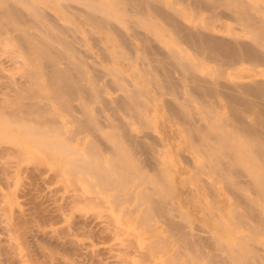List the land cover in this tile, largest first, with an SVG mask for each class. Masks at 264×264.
Listing matches in <instances>:
<instances>
[{"label":"bare ground","instance_id":"1","mask_svg":"<svg viewBox=\"0 0 264 264\" xmlns=\"http://www.w3.org/2000/svg\"><path fill=\"white\" fill-rule=\"evenodd\" d=\"M85 26L98 29L90 31L99 32L95 43L100 57H111L108 63L89 60L82 51L87 45L79 32ZM133 33L140 45L132 42ZM0 58L13 68L0 84V158L11 154L19 163L46 156L53 178L75 188L70 202L90 203L103 230L128 236L121 245L138 241L143 254L156 255L172 243L175 250L161 262L155 257L157 264L176 263L181 254L184 264H264V0H0ZM109 85L119 91L108 93ZM161 102L169 118L158 113L178 135L177 147L195 155L190 170L181 167L183 181L178 179L194 194L199 205L191 202L192 209L201 207L209 234L187 227L191 218L199 220L182 205L174 214L172 198L179 194L169 197L175 175L169 149L149 136L158 126L152 105ZM2 163L4 180L11 163ZM219 191L228 197L223 214H216ZM2 199L0 190V254L13 264L21 261L12 243L14 227L31 220L18 208L8 215L13 198L7 205ZM159 217L164 232L142 238L137 230L148 233Z\"/></svg>","mask_w":264,"mask_h":264},{"label":"rangeland","instance_id":"2","mask_svg":"<svg viewBox=\"0 0 264 264\" xmlns=\"http://www.w3.org/2000/svg\"><path fill=\"white\" fill-rule=\"evenodd\" d=\"M51 9L52 8H50V9H48L49 10V12L51 11ZM74 9V8H73ZM73 9H70V11H72ZM52 11H54L53 9H52ZM50 12V13H53V12ZM67 11H69V10H67ZM59 12V11H58ZM69 14H70V12H68ZM55 14V16L56 17H58V16H60V17H58V19L59 20H63V17L61 16V14L60 13H57V12H54L53 13V15ZM57 14V15H56ZM71 15V14H70ZM157 18V20L159 21V22H161V23H163V21H161V19L160 18H158V17H156ZM69 22H72V21H69ZM68 22V23H69ZM73 23V22H72ZM70 24V23H69ZM86 25V24H85ZM82 26V25H81ZM83 26H84V24H83ZM87 26H89V25H87ZM87 26H85L84 27V30H85V28H87ZM236 26V25H235ZM137 28V30H141V31H143L144 30V28H142V26L140 27L139 25L136 27ZM140 28H142V29H140ZM89 29V30H88ZM90 29L91 28H87V30H83V31H81V32H79V33H81V36L83 37V35L85 36V38L84 39H88L87 40V42H86V40H85V44L87 45V48L85 47V45H83V48L81 47V49H82V51H85V53H86V57H87V59H91L92 58V60H94V61H98L99 63H101V61H102V59L103 58H105V59H107V60H103L102 61V63L104 62V63H108L109 62V58H111V57H105L104 55L103 56H101L100 57V55H102L103 53H101V51H100V49H99V46H97V45H99V44H97V43H95V41L98 39V35H99V32L97 33L98 35H96V33H94L95 31H90ZM91 30H96V29H94V28H92ZM96 31H98V29L96 30ZM87 32V33H86ZM88 32H89V34H88ZM84 33V34H83ZM86 33V34H85ZM91 34H94V36L95 37H97V38H95L93 35H91ZM92 36V37H91ZM132 36L133 37H136L135 35H134V33H133V35H130V37L132 38ZM129 37V39L131 40V38ZM92 38V39H91ZM92 40V41H91ZM134 41V42H133ZM136 41V42H135ZM89 42H90V44H89ZM132 42L134 43V45L136 46V44L137 45H140V44H138V43H140V41L137 39V37L135 38V39H133L132 38ZM156 42V41H155ZM88 43V44H87ZM136 43V44H135ZM157 43V42H156ZM94 46H93V45ZM97 44V45H96ZM158 44H160L159 42H158ZM79 46H81V45H78V47ZM90 46H92L93 47V49H92V51H89L88 50V48H91ZM84 47L86 48L85 50H84ZM80 48V47H79ZM136 48V47H135ZM97 49V50H96ZM137 49V48H136ZM90 52V53H88V51ZM99 50V51H98ZM91 52H93V53H91ZM96 52H97V54H98V52L99 53H101V54H98V56H97V54H96ZM90 54V55H89ZM96 54V55H95ZM92 55V56H91ZM94 55V56H93ZM89 57V58H88ZM101 58V59H100ZM1 59V58H0ZM17 59H19V58H17ZM96 59V60H95ZM101 60V61H100ZM107 61V62H106ZM11 63H9L8 61L7 62H4V61H0V65L2 66H0V84L2 85V82L3 81H5L6 79H7V77H9V75H10V73H11V71H12V66L10 65ZM119 65H120V63H119ZM119 65H117V66H119ZM125 65V66H124ZM148 66H150V63L148 64ZM119 67H121V68H123L124 67V70H127V69H125V68H127V65L126 64H124V63H122L121 64V66H119ZM3 70V71H2ZM14 71V70H13ZM1 85H0V88H1ZM146 87H144V88H147V85H145ZM110 85L108 86V87H106V88H108L107 89V91H108V93H112L113 92V94H115L117 91H119V90H115V88H113L112 86L110 87ZM111 89V90H110ZM112 91V90H114V91H112V92H110V91ZM115 92V93H114ZM166 96L167 95H165V98H166ZM152 106H154V110H155V113H156V115L158 116V126L157 127H154V128H152V130H151V128H150V133H149V136L150 137H152V138H157V140L158 141H163L165 144V146L167 147L168 146V149H169V153L167 154V148H164L165 146H162L161 147V149L165 152V151H167V152H165V154H167V155H169V156H167V158H168V162H169V164H170V166L173 168V170H174V176H173V178H172V180H173V182L174 183H172V180H171V183L173 184V188H174V192L171 194V196H169L170 198H172V195L174 196V195H177V193L179 194V196L177 195V196H174L172 199H173V207H174V209H173V211L175 212V210L177 211V214L176 213H174L176 216L178 215V211H179V209H178V206L180 207L181 205V207L182 208H184L187 212H189V213H192V215H191V217L192 216H195L194 217V219H196V217H197V220H199L198 222H196V220H193V218H191L190 220V222H189V224H188V226L187 227H189V229H190V224L191 225H193V226H191V228H194V226H196L195 227V229H193V231L194 232H196L197 234H201V235H206V234H209V230H210V224L207 222L206 223V221H204V218H202L203 216H202V214H201V212L202 211H200L201 210V207L199 206H195V208H193L192 209V207H193V203H191V202H195L194 203V205H199V204H197L196 203V201L194 200V201H192V197L193 198H195V196H194V194L193 193H191L190 192V190H188L185 186H187V187H189L188 186V184H186L185 182H184V184H185V186L183 185V180L181 179V177H180V175H181V172H180V170L182 169V168H186V169H191V167H189L190 165H189V163L191 162L192 163V161L195 159V155L192 153V152H188V153H185L186 151H184V150H182V149H180V148H178L177 146H178V140H176L177 139V137H178V135L176 134L175 135V133H174V137H173V132L171 133V130H167V124H168V118H169V114H167L166 112H168V110L166 109L165 110V107H166V105L164 104V103H159L158 104V106L157 105H152ZM151 106V107H152ZM155 106H157V107H155ZM159 107V108H158ZM158 108V109H157ZM162 108L165 110H162ZM158 110H160L161 111V113H164L163 115H165V114H167V116H168V118L167 117H165V116H160V114L158 113ZM162 115V114H161ZM159 117L161 118V120L159 119ZM2 123V127H5V122L3 123V122H1ZM153 132H155V133H153ZM156 136H155V135ZM160 135H162V136H160ZM154 136V137H153ZM164 136V137H163ZM168 138V140H167V138ZM161 140H160V139ZM176 138V139H175ZM174 139L177 141H174ZM148 140V139H147ZM170 141H171V143H170ZM175 142H176V144H175ZM174 145V146H173ZM175 146H176V148H175ZM173 147H174V149H173ZM179 149V150H178ZM177 152H176V151ZM181 151V152H180ZM179 152H180V154H181V156H179ZM177 153V154H176ZM185 153V154H184ZM36 154V153H35ZM187 154V155H186ZM190 154H192L193 155V157H192V155H190ZM37 155V154H36ZM143 154L142 153H140L139 154V156H140V158H142V157H144V155L142 156ZM178 155V156H177ZM4 157L3 158H0V165L1 164H3L2 162H4V161H6V163H7V161H9V163H11L10 164V166H9V169H11V170H9V175L10 176H7V178L6 179H4V180H1L0 179V190L3 192V194H4V199H2L3 200V205L5 204V205H7L8 203H9V201H10V199H12L13 201L10 203V205L8 204V211L6 212L8 215H9V213L11 212H13L14 211V208H15V210L17 209V211L18 212H22V213H24L25 214V216L26 217H28L30 220H31V223L29 224H27L26 225V223H24L23 225H20V226H18V227H14V231H13V238L14 239H12V243L13 244H15L14 246H15V251L17 252H15V254H16V257H17V259L19 260H21V261H19V262H15V263H13V264H116V263H118V264H120V262L122 263V264H127V263H129V264H142V263H144V264H152L153 262V264H157L156 262H157V258H159V259H161L160 260V262L162 261V258L164 259V257H165V255L167 254V252L166 251H169L168 252V254H170V253H172V250H175V249H173L174 248V245L171 243V245L169 244V246H167V247H165V249H163V251L160 253H157L156 255H154V254H143L142 253V251H140L139 249L141 248V246H142V244L140 243V242H135L134 243V245L135 246H129V247H131V249L133 248V247H136L137 248V250H139V254L138 253H136V251H133V250H135V249H133V250H131V249H129V247L127 246V245H125L126 243V241H124V240H122V241H124V242H122L120 239H122L123 238V235L125 236V234L123 233H116L115 231H113V233H111L112 231L111 230H107L106 231V229H102L101 227V225H99V220H97V219H102V217L101 216H99V213H97L96 212V210L92 207V205L90 204V203H88V202H86L85 203V201L83 202L82 200H78L77 198V202H76V200L74 199V200H71V202H70V198H71V195H75L74 193H76V191L75 192H73L74 190L73 189H75V188H73L72 186H70L69 184H67V183H61L60 182V180H58L57 178H53V175H52V171H53V169H51L50 170V168H52V167H50L51 165H50V162L46 165V163H47V161H44L45 160V158H46V156H43L42 158L44 159H42V160H36V161H34V162H32L31 160H23V162L22 161H19V163L18 162H16V160H15V157L13 156V155H7V154H4L3 155ZM6 156V157H5ZM8 156H9V158H8ZM11 156V157H10ZM183 156V157H182ZM185 156H187V157H185ZM178 157H180V158H178ZM5 158V160H3ZM12 158V159H11ZM48 158V157H47ZM178 158V159H177ZM187 158V159H186ZM10 159V160H9ZM143 159V158H142ZM171 159H172V161H171ZM13 160V161H12ZM179 160L181 161V162H179ZM186 160V161H185ZM43 161V162H42ZM185 161V162H184ZM21 162V163H20ZM171 162H173V163H171ZM27 163V164H26ZM40 163H41V165H40ZM183 165H182V164ZM8 164V163H7ZM18 164V165H17ZM25 164H26V166H25ZM33 164V165H32ZM9 165V164H8ZM22 165V167L20 168V166ZM40 165V166H39ZM50 165V166H49ZM28 166L30 167V171H29V169H27L26 170V168H28ZM44 166H46V167H44ZM178 166H180V167H178ZM187 166H188V168H187ZM1 167V166H0ZM41 167V168H40ZM146 168L148 167V166H145ZM182 167V168H181ZM17 168H19V169H17ZM31 168H33V169H35L36 171H35V174H36V176L34 177V176H32V174H31ZM179 168V169H178ZM21 169V170H20ZM42 169V170H41ZM18 170V171H17ZM47 170V171H46ZM177 170H179V171H177ZM27 173H26V172ZM44 171V172H43ZM13 172V173H12ZM15 172H16V174H15ZM179 172V173H178ZM18 173V174H17ZM29 173V174H28ZM24 175V177H22ZM43 175V176H42ZM177 175H178V177H177ZM25 176H26V178H25ZM52 176V177H51ZM43 177V178H42ZM50 177V178H49ZM176 177V178H175ZM180 177V179L182 180H180V179H178ZM10 178H11V180H10ZM46 178V179H45ZM9 179V180H8ZM42 180V181H41ZM57 180V181H56ZM178 180H179V182H178ZM22 181H23V183H22ZM37 181V185H35V187H30V185H32L34 182H36ZM50 181H52V182H50ZM21 182V183H20ZM52 183V184H51ZM60 183V184H59ZM183 185V188L185 187L186 189H181L182 188V185ZM19 184V185H18ZM58 184V185H57ZM67 184V185H66ZM12 185V186H11ZM63 185H65V187H63ZM174 185H175V187H174ZM181 185V186H180ZM22 186H24V188H22ZM28 186H29V189H28ZM38 186V187H37ZM176 186H178V187H176ZM49 187V188H48ZM62 187V188H61ZM181 187V188H180ZM223 186L221 185V188H222ZM34 188V189H33ZM36 188V189H35ZM48 188V189H47ZM60 188V189H59ZM17 189V190H16ZM40 189L42 190V192L40 191ZM71 189V190H70ZM180 189V190H179ZM22 190V191H21ZM30 190V191H29ZM45 190V191H44ZM56 190V191H55ZM73 190V191H72ZM185 190V191H184ZM186 190H188V191H186ZM55 191V192H54ZM71 192V193H67V192ZM181 193H180V192ZM184 191V192H183ZM29 192V193H28ZM67 193V195H66V193ZM188 192V193H187ZM189 192H190V194H189ZM220 192V191H219ZM219 192H217V195H215V200H218V202H217V204H221V206L222 207H220L219 209H216L217 210V212H216V214H220L221 212V214H223L224 213V211H226V210H224V209H226V208H224V202L226 201V199L228 200V197L227 198H225L226 196H223L222 195V193L220 194ZM25 193V194H24ZM182 193H184L185 195V197H186V199L184 200V198H182V197H184L183 196V194ZM187 193V194H186ZM22 194V195H21ZM29 194V195H28ZM64 195V196H63ZM69 195V196H68ZM180 195H181V197H180ZM187 195V196H186ZM190 195V196H189ZM193 195V196H192ZM219 195V197L220 198H218L217 196ZM188 196L191 198L190 200H189V198H188ZM192 196V197H191ZM63 197V198H62ZM66 197H68L67 199H68V202H67V199H66ZM178 199H177V198ZM217 197V198H216ZM56 198V199H55ZM188 198V199H187ZM26 199V200H25ZM175 199L177 200L176 202H175ZM180 199H182L181 201H180ZM207 199H209V197H207ZM15 200V201H14ZM188 202H187V201ZM5 201V202H4ZM40 201H41V203H40ZM72 201H75V202H72ZM185 201V202H184ZM219 201H220V203H219ZM25 202V203H24ZM58 204H57V203ZM61 202V203H60ZM70 202V203H69ZM179 204H178V203ZM227 202V201H226ZM22 203V204H21ZM43 203V204H42ZM46 203H48V204H46ZM81 203V204H80ZM85 203V204H84ZM182 203H184L185 205H183ZM192 204L191 205V207L189 206L190 204ZM12 204V205H11ZM35 204H37L39 207H38V209H37V207H35ZM40 204L42 205L41 207H40ZM67 204H68V206H67ZM187 204V205H186ZM189 204V205H188ZM23 205H24V207H23ZM52 205V206H51ZM83 205H84V207H83ZM88 205H89V207H88ZM91 205V206H90ZM178 205V206H177ZM184 206V207H183ZM10 207H12V208H10ZM31 207H32V209H31ZM34 207H35V209H34ZM48 207V208H47ZM83 207V208H82ZM86 207H88V208H86ZM176 207H177V209H176ZM190 207V208H189ZM22 208V209H21ZM91 208V209H90ZM188 208H189V210H188ZM200 211H198L197 209ZM200 208V209H199ZM12 211H11V210ZM25 211H24V210ZM47 209H49V210H47ZM87 209V210H86ZM194 209H195V212H194ZM222 209V210H221ZM22 210V211H21ZM31 211V214H30V211ZM36 210H38V211H36ZM53 210V211H52ZM90 210V211H89ZM91 210H92V213H91ZM193 210V211H192ZM224 210V211H223ZM29 211V213H27ZM33 211H34V213H33ZM36 211V212H35ZM89 213H88V212ZM220 213H219V212ZM48 212H49V214H50V216H51V219H50V216H49V214H48ZM55 212V213H54ZM83 212V213H82ZM137 211H135V212H133L132 214H131V216L129 217V219H127V220H129V223H131L133 220H135L136 218H137V216H138V213H136ZM197 212V213H196ZM10 213V214H11ZM33 213V214H32ZM40 213V214H39ZM43 213V214H42ZM47 213V214H46ZM54 213V214H53ZM66 213V214H65ZM87 213V214H86ZM95 213H97V214H95ZM86 214V216L87 217H85L84 215ZM111 214H113V213H111ZM137 214V215H136ZM200 214V215H199ZM215 214V213H214ZM28 215H30V216H28ZM40 215H46L45 216V218H44V216H41V217H39ZM52 215H53V217H52ZM79 215V216H78ZM91 215V216H90ZM98 216V217H97ZM179 216V215H178ZM32 217V218H31ZM43 217V218H42ZM83 217V218H82ZM84 217H85V219H86V221L84 220ZM135 217V218H134ZM41 218H42V220H41ZM89 220H88V219ZM176 218V217H175ZM179 219H180V217H178ZM178 218H176L177 220H178ZM32 219H33V221L34 222H32ZM37 219V220H36ZM51 221H50V220ZM95 219V220H94ZM125 219V218H124ZM157 219H159L158 221H156V223L157 224H155L154 225V227L152 226L151 228H153L152 229V231H150L151 230V228L149 229V231H148V233L146 232L147 231V229H146V231H145V229H143V228H139L138 230H137V232H138V234L142 237V238H145V239H151L152 237L153 238H155L158 234H160V233H163L164 231H162L163 229H164V227L165 226H163V228H162V225L164 224L165 225V221H164V219L163 218H161V217H159V218H157ZM81 220L84 222L85 221V223H82L81 222ZM93 220L95 221V222H93ZM181 220V219H180ZM200 220H202L201 222H200ZM36 221V222H35ZM39 221V222H38ZM47 221V222H46ZM91 221V222H90ZM99 221V222H98ZM125 221H126V219H125ZM161 221V222H160ZM194 221H195V223L196 224H194ZM204 221V222H203ZM203 222V223H202ZM3 221H0V236H4V229H2V226H3ZM52 225H51V224ZM77 223V224H76ZM79 223V224H78ZM81 223V224H80ZM161 223V224H160ZM205 223V224H204ZM35 224V225H34ZM38 224V225H37ZM45 224V225H44ZM37 225V226H36ZM51 225V226H50ZM78 226V228H76L77 226ZM88 225V226H87ZM205 225V226H204ZM30 226V227H29ZM42 226V227H41ZM95 226V227H94ZM156 226L158 227V228H156ZM97 227V228H96ZM42 228V229H41ZM84 228V229H83ZM161 228V229H160ZM2 229V230H1ZM35 229V230H34ZM53 231H52V230ZM96 229V230H95ZM156 230V232H154V234L152 233L153 232V230ZM158 229H160V230H158ZM50 230V231H49ZM95 230V231H94ZM143 230V231H142ZM192 230V229H191ZM56 231V232H55ZM105 231V232H104ZM160 231V232H159ZM162 231V232H161ZM3 232V233H2ZM43 232V233H42ZM142 232V234H140ZM116 235H115V234ZM150 233V234H149ZM45 234V235H44ZM102 234V235H101ZM107 234V235H106ZM113 234V235H112ZM119 234V235H118ZM121 234V235H120ZM154 236H153V235ZM82 235V236H81ZM156 235V236H155ZM90 236H91V238H90ZM146 236H147V238H146ZM122 237V238H121ZM127 235H126V237L125 238H123V239H127ZM151 237V238H150ZM17 238V239H16ZM101 239V240H100ZM77 240H79L78 242H77ZM94 240H95V242H94ZM100 240V241H99ZM102 240H105V241H102ZM15 241H16V243H15ZM19 241V242H18ZM87 241V242H86ZM118 241V242H117ZM74 242H76V243H74ZM84 242V243H83ZM94 242V243H93ZM107 242V243H106ZM113 242H115V243H113ZM80 243V244H79ZM98 243V244H97ZM122 243H125V244H123V245H121ZM85 244V245H84ZM89 244V245H88ZM94 244V245H93ZM114 244L116 245V247L114 246ZM73 245H75V246H73ZM81 245V246H80ZM101 245V246H100ZM121 245V246H120ZM122 246H124V248H122ZM94 247L97 249H95L94 250ZM107 247V248H106ZM126 247V248H125ZM128 247V248H127ZM89 248V249H88ZM106 248V249H105ZM109 248V249H108ZM120 248V249H119ZM114 249V250H113ZM124 249H126V250H129V251H127V252H129L130 254H127V252H126V250H125V253L126 254H124L123 252V250ZM18 250V251H17ZM79 250H81V251H79ZM87 250V251H86ZM106 250V251H105ZM118 250H120V251H122V252H120V251H118ZM74 251V252H73ZM86 251V252H85ZM96 251V252H95ZM103 251V252H102ZM109 251V252H108ZM165 251V252H164ZM171 251V252H170ZM85 252V253H84ZM133 252V253H132ZM115 253V254H114ZM119 253H121V254H124V255H119ZM135 253V254H134ZM165 253V254H164ZM132 254H134V255H136V256H132ZM143 254V255H142ZM167 254V255H168ZM103 255V256H102ZM115 255V256H114ZM116 255H118V256H116ZM138 255H140V256H138ZM148 256V259H147V256ZM151 255H154L152 258H151ZM162 255H164V257H162ZM166 255V256H167ZM5 256V254H3L2 252H1V254H0V264H8L9 262H10V260H8L6 257H4ZM82 256V257H81ZM129 256V257H128ZM144 256H145V258H144ZM149 256H150V258L152 259H150L149 258ZM158 256V257H157ZM181 257L180 258H177V259H175V260H173V262H176V263H173V264H180V263H182V264H184L185 263V255L184 254H181L180 255ZM19 257V258H18ZM89 257V258H88ZM143 257V258H142ZM156 257V261H154L155 258ZM162 257V258H161ZM110 258V259H109ZM120 258V259H119ZM122 258V259H121ZM125 258V259H124ZM99 259V260H98ZM132 259L134 260V259H136V261L134 260V261H132ZM137 259H139L140 260V262H142V263H138L137 262ZM144 259V260H143ZM4 260H6L5 262H4ZM129 260V261H128ZM146 260H148V261H146ZM151 262H150V261ZM8 261V262H7ZM122 261H124V262H122ZM172 261V260H171ZM180 261V262H179ZM3 262V263H2ZM21 262V263H20ZM98 262V263H97ZM116 262V263H115ZM158 262H159V260H158ZM169 262V261H168ZM170 264H172V262H169ZM9 264H11V262L9 263ZM162 264H165L164 262L162 263ZM166 264H168L167 262H166ZM197 264H202L201 262H198Z\"/></svg>","mask_w":264,"mask_h":264}]
</instances>
